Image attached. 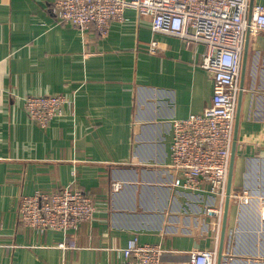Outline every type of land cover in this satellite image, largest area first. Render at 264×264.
Returning <instances> with one entry per match:
<instances>
[{
	"label": "crops",
	"instance_id": "obj_1",
	"mask_svg": "<svg viewBox=\"0 0 264 264\" xmlns=\"http://www.w3.org/2000/svg\"><path fill=\"white\" fill-rule=\"evenodd\" d=\"M53 1L0 0V264H109L124 258L134 235L164 245L162 264H191L192 250L214 245L206 209L218 199L174 188L170 143L174 119L211 104L207 46L155 33L134 8L105 37L95 26L80 31L56 23ZM153 38L168 47L149 52ZM245 52L231 187L249 188L253 200L230 201L221 264H264V32L249 34ZM49 93L74 97L75 113L43 127L25 98ZM73 179L93 195L95 211L77 247L63 249L62 233L23 224L19 209L23 195Z\"/></svg>",
	"mask_w": 264,
	"mask_h": 264
},
{
	"label": "built area",
	"instance_id": "obj_2",
	"mask_svg": "<svg viewBox=\"0 0 264 264\" xmlns=\"http://www.w3.org/2000/svg\"><path fill=\"white\" fill-rule=\"evenodd\" d=\"M134 8L151 19L155 33L204 43L207 52L201 63L212 76L211 104L201 112L172 121L169 167L174 172L176 189L215 195L217 205L208 206L206 215L215 232L212 247L191 251V264H217L228 196V182L241 87L243 53L247 35L264 32V4L251 0H54L56 23H69L80 31L93 26L105 37L112 21H122L125 11ZM168 42L153 38L148 51L159 53ZM76 99L66 93L31 94L25 98L29 117L47 127L56 117L75 113ZM122 184L113 183L114 190ZM230 201L250 204L249 188H231ZM93 195L77 179L53 191L23 195L20 221L45 233L55 230L63 235L59 246L76 248L81 225L94 218ZM259 211L264 222V197ZM166 248L162 243L142 242L131 237L122 248L123 259L109 264H162Z\"/></svg>",
	"mask_w": 264,
	"mask_h": 264
},
{
	"label": "water",
	"instance_id": "obj_3",
	"mask_svg": "<svg viewBox=\"0 0 264 264\" xmlns=\"http://www.w3.org/2000/svg\"><path fill=\"white\" fill-rule=\"evenodd\" d=\"M254 0H251V5H253ZM248 37L249 33L247 35V41H246V46L245 48L247 49L248 47ZM245 63H246V52L244 55L243 59V65H242V75H241V87L243 88V81H244V76H245ZM242 95H243V89L240 91L239 95V101H238V109H237V117H236V126H235V134H234V143H233V150H232V158H231V166H230V174H229V182H228V196L226 200V211H225V216H224V227H223V232H222V241L224 240V232H225V222L227 218V212L230 204V198L229 194L231 192V183H232V177H233V166H234V160H235V152H236V141L238 137V130H239V117H240V109H241V101H242ZM219 258L222 254V248L219 249ZM218 264H221V259H219Z\"/></svg>",
	"mask_w": 264,
	"mask_h": 264
}]
</instances>
